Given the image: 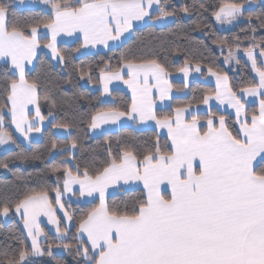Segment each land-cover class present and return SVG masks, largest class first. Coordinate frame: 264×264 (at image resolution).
<instances>
[{"label": "snow or ice", "instance_id": "obj_1", "mask_svg": "<svg viewBox=\"0 0 264 264\" xmlns=\"http://www.w3.org/2000/svg\"><path fill=\"white\" fill-rule=\"evenodd\" d=\"M41 3L51 10L48 18L21 25L9 19V4L0 0V60L13 70V78L0 92V145L16 143L5 128L6 119L10 118L15 131L25 140L30 139L29 133L41 131L40 123L45 117L39 106L40 85L37 80L27 79V66L39 57L38 50L47 49L52 60L66 65L71 56L62 54L58 39L61 36L79 34L82 43L74 49L76 52L98 44L109 47L110 41H121L137 22L153 19L155 11L159 12L155 17L158 20L176 15L161 0ZM181 11L190 14L187 7ZM245 11L243 3L231 0L222 3L213 15L217 23L225 25L243 17ZM247 19L255 33L253 17L249 15ZM255 19L259 27H264V13ZM239 50L240 45L236 51L229 46L225 62L239 63ZM242 50L259 82L241 88V95L228 85L226 75L209 68V74L216 77V89L202 98V103L209 106L206 117L191 111V105L176 107L167 115L157 114L156 100L171 99L172 86L167 68L156 59L136 64L121 57L115 70L109 65L102 68L101 95L110 94L109 83L119 80L130 89L132 101L126 110L97 111L91 116L90 129L115 124L122 117L140 122L152 120L157 128L155 143L142 156L131 148H122L116 155L109 150L105 166L94 173L79 164L74 170L68 166L53 167L56 185L50 191L55 193L54 203L49 190L33 189L14 205L0 206V216L7 217L14 211L20 217L31 241L30 249L25 240H20L19 247L11 253L8 248L0 250V264H32L30 257L45 255L38 241L44 235L42 216L56 226L58 237L66 236L55 206L64 213V220L72 221L74 217L66 210L64 199L68 193L77 195V191L79 197L99 198V204L79 219L73 237L79 244L62 245L66 251L75 247L76 255L83 257L81 264H264V40ZM179 71L184 74V86L189 87L190 63L186 60ZM195 71L201 72L198 64ZM246 97L259 101L257 110L249 112ZM213 99L233 109L234 118L229 120L224 114L213 112ZM29 105L35 106V117ZM53 127L67 130L69 125L57 123ZM163 129L167 130V137L161 145ZM57 147L53 142L52 149ZM77 147L72 140L70 149ZM66 160L75 161L74 152L69 151ZM0 167L7 169L8 163H0ZM121 184H142L143 194L131 205L110 207L107 190L119 189ZM74 185H78V190ZM52 247L48 245L49 256Z\"/></svg>", "mask_w": 264, "mask_h": 264}, {"label": "trees", "instance_id": "obj_2", "mask_svg": "<svg viewBox=\"0 0 264 264\" xmlns=\"http://www.w3.org/2000/svg\"><path fill=\"white\" fill-rule=\"evenodd\" d=\"M5 2L10 8L9 19L21 25L39 19L46 20L50 14L49 11L39 8L18 9L13 5L12 0H5ZM228 2L231 0H161L167 10L176 13L171 17L172 23L165 26L154 25L155 17L159 15V12L155 13L154 18L150 19V24L134 30L131 38L117 48L77 58L75 56L77 52L74 49L80 47L78 42L59 45L62 54L71 56L66 65L60 66L52 65L45 55L40 54L34 68L27 72V79L38 81L42 97L39 101L41 114L45 120L48 118L52 120L42 132L39 142L28 146L16 142L12 150L0 155V163H8L7 169L0 167V206L6 203L14 205L16 201L23 198L25 193L33 189L49 190L51 197L54 192L50 189L56 185V175L52 173L53 167L68 166L74 170L76 164H79L82 167L87 166L94 173L96 169H102L105 166L109 159V150L116 155L122 148H131L142 156L145 149L155 143L157 133L154 130L137 131L124 127L96 138H90L87 133L91 116L97 111L110 108L126 110L130 105L128 96L121 91L111 92V104H102L99 101V92L90 91L81 84V80L86 78L91 85H97L100 70L106 65L115 70L121 57L136 64L156 59L167 68L169 75L180 72L179 69L187 60L191 66L196 67L198 64L204 71L212 68L218 74L226 75L228 85L237 92L241 88L250 87L256 83L250 69L241 58L239 63L236 62L235 72L227 71L221 60L228 55L229 46L236 51V46L240 45L238 52H243V47L264 40V27H259L255 19L256 16L264 13V2L251 0L254 6L245 11L239 22L231 29L220 30L215 25L213 13L219 10L222 3ZM236 2L246 5L248 0H236ZM184 7L189 9L190 14L181 11ZM249 15L253 17V23L257 25L255 33H252L249 28L247 19ZM256 51L259 52V48ZM12 78L13 75L8 67L0 65V92ZM171 86L176 92L186 88L183 84L175 82H172ZM186 89L188 92L186 97L173 98L169 108L156 110L157 114L167 115L176 107L199 106L205 94L214 93L213 86L199 82H192ZM45 96L47 100L43 99ZM247 108L249 112L257 110L255 105L247 106ZM212 111L224 114L229 120L233 119L227 113H220L215 109ZM50 112L52 115H49ZM199 116L206 117L207 114ZM57 123L69 125L67 137H59L53 133V129L56 128L53 125ZM5 128L9 130L7 125ZM165 139L161 136V145L165 143ZM72 140L78 144V147L74 149L75 161L66 160ZM53 142L58 145L56 149H52ZM65 145H69V148L65 149ZM19 157H26V159ZM142 194L141 189L121 190L106 200L110 207H123L125 203L131 205ZM96 205H98L97 201L86 204L66 203L65 208L74 219L70 221L68 229L61 228L62 232L67 233L65 240L57 241L53 235L44 230V241L41 246L48 247L52 244V248H57L55 245H61L60 247L63 248L64 243L78 245L79 241L73 237L76 235L79 219L86 216L88 211ZM10 215L11 219L7 224L0 223V250L8 248L11 253L14 248L19 247L20 240H25L30 249L18 221L13 218L12 213ZM30 260L32 264H81L83 259L82 256L76 255L75 247H73L62 255L52 253L49 256L45 251L42 257H30Z\"/></svg>", "mask_w": 264, "mask_h": 264}, {"label": "crops", "instance_id": "obj_3", "mask_svg": "<svg viewBox=\"0 0 264 264\" xmlns=\"http://www.w3.org/2000/svg\"><path fill=\"white\" fill-rule=\"evenodd\" d=\"M256 1H258L259 3H263L264 2V0H256ZM253 6L254 5L251 3V0H248V3L245 5V8H246V10H249ZM155 13H158V11H155L153 14H155ZM172 21H173V19L171 17H165V18L159 19V20L155 19L153 24L156 25V26H165V25H168V24L172 23ZM239 21H240V18H238L236 21H233V23L230 24V25L234 26ZM214 22H215L216 27L218 29H220V30L231 29V28H221V27H226V25L228 26L229 24L221 25V24L217 23L215 18H214ZM150 23H151L150 19L146 18V21L137 22L136 23V27L134 29H132L128 33H125L124 37L121 38V41H118V42H111L110 41L109 42V47H105L103 44H98L95 47L89 46L87 48H81L80 51L77 52L75 56L77 58H80V57L87 56V55L103 53V52H106V51H108L110 49L117 48V47L121 46L122 44H124L125 42H127L131 38L132 33H133L134 30L141 29V28L147 26ZM233 26H231V27H233ZM41 31H44V30L41 29ZM78 37H79V34H75L72 37L61 36V37L58 38L60 40V44L59 45L72 44V43H75V42H78L81 45L82 39H79ZM38 51H39L40 54L45 55L46 58L51 62L52 65H54V66H60L61 65L57 61L51 59V54H50V52L47 49H40ZM256 53H257V55L259 54L258 51H256ZM237 56H238V58H241L246 63V65L250 69V72H251V75H252L253 79L255 80L256 83H258L259 82V78L256 76L255 72L252 71L251 64L247 61V57L244 56L243 52H237ZM36 60L33 62V65H28L27 66V72L31 71L34 68ZM224 60H225V57L221 60L224 68L226 70L229 69L227 71L235 72L236 71V60H232L231 62H229L230 65H228V66L224 65V63H223ZM0 65L7 66L8 69L10 70V73L13 75V70L11 69L9 64H7L3 60H0ZM123 73L125 74V79H127V76H126L127 69L126 68L123 69ZM167 78H168L170 84L172 82H175V83H181V84L185 85L184 74L182 72H178V73H176L174 75H169ZM188 79H189V84H191L192 82H199V83H202V84L211 85V86L214 87V90L216 89V77L210 75L208 71H204L203 69H201V72H196L195 71V67L191 66V71L189 73ZM81 84H82L83 87L89 89L90 91L99 92V94H100L99 101H100V103H101V101H103L102 104H111L112 103V99H111L110 95H111V92H113V91H121V92H123L125 95L128 96V98L130 100V104H131L132 93H131L130 89L127 87V85H125L122 81H119V80L111 81L109 83V85H108L110 94H104V95H101L103 86H102V84H100V82H98L97 85H91L90 83H88V81L83 82V83L81 81ZM238 93L243 95L240 92H238ZM187 94H188V92H187L186 88L183 91H180V92H176L173 89H171V92L169 93L171 99L165 100L163 102H161L159 99H157L156 102H155V106H154L155 111L169 108L170 102H171V100L173 98H183V97H186ZM245 103H246V107L247 106H251V105H255L257 107V109L259 107V101L255 97H246ZM210 106H211V109H215V110H217L220 113H227V114H229L230 116H232L234 118V115H235L234 114V110L231 109V108H228L227 105L221 106V105H219L217 103V101H215L213 99V100L210 101ZM208 107L209 106H206V105H204L202 103L199 106L191 107L190 110L193 111V112H196L197 115L207 114ZM29 108L32 110V112H31L32 116L35 117V106L29 105ZM4 114L6 116L8 115L7 114V109L4 110ZM51 120H52L51 118H48V119L44 120L42 123H40L41 131L40 132L33 131V132L29 133V137H30L29 140H25L18 132L15 131V127L11 124L10 118L6 119L5 125L8 126V128H9L10 132L12 133V135H13V137H14L16 142L20 143L23 146H28L31 143H37V142H39L41 140L42 132L47 127V125L51 122ZM37 123H39V121H37ZM25 127H27V125H25ZM124 127L133 128L134 130H137V131L154 130L157 133V128H156L155 121H152V120H148V121H145V122H140L139 120L132 121V120H129L127 117L120 118V120L117 123H115V124H112V123L102 124L100 126V128H97V129H94V130L90 129V127H89L88 130H87V133H88L90 138H96V137H99V136H101L103 134H106V133L115 132V131H117V130H119L121 128H124ZM160 131L163 133L162 136L166 138L167 137V130L163 129V130H160ZM53 133L56 136L63 137V138L67 137V135H68V131L67 130L60 129V128H54L53 129ZM14 146H15V143H10V144H6V145H0V155L2 153H4V152L12 150L14 148ZM69 151L74 152L73 149H69ZM73 187L77 188V190H78V185H74ZM61 188H62V182H61ZM135 189H141L143 191L142 184H132V185H123V184H121L119 189L114 188V187H110L107 190L106 199L108 197H110V196L116 195L121 190L122 191H129V190H135ZM50 199H52V201L54 203L55 193L50 197ZM93 201H97L98 204H99L98 195H94L93 197H87V196L79 197L78 191H77V195H75V196L72 195L71 193L66 194V197L64 199V204H66V203L86 204V203H91ZM55 211L57 213V218L60 219L63 222L62 223V227L64 229H68L70 227V221L64 220V213L62 211H60L58 206H55ZM12 216H13V218L16 221H18V223H19V225H20L23 233L25 234L26 239H27V241H28V243L30 245V241L28 240L27 234H26V232L24 230L23 221L20 219L19 216H17L14 213V211L12 212ZM10 219H11V215L10 214L7 217L0 216V223L1 224H7L10 221ZM42 228H43V230L48 232L46 226L42 225ZM55 228H56V226H55ZM51 235H53V234H51ZM85 240H86V237H85ZM43 241H44V235L42 236V238L40 240V245H41V243H43ZM30 248H31V245H30ZM32 258H35V257L32 256ZM36 258H39V257H36Z\"/></svg>", "mask_w": 264, "mask_h": 264}, {"label": "rangeland", "instance_id": "obj_4", "mask_svg": "<svg viewBox=\"0 0 264 264\" xmlns=\"http://www.w3.org/2000/svg\"><path fill=\"white\" fill-rule=\"evenodd\" d=\"M12 1H13V5L16 8H18V9L39 8V9L46 10V11H49V12L51 11L50 8L47 5L41 3V0H23V3H21L20 0H12ZM231 26H233V25H230L229 24L228 26L226 25V27H221V28H232ZM231 61H229V62H231ZM229 62L226 63L225 60L223 61V63H224L225 66L230 65ZM227 70H229V69H227ZM81 81L83 83V82H86L87 79L86 78H83ZM40 220L42 222L41 226L42 225L46 226L48 232L50 234H53L55 240H57V241L65 240L66 236H64V237H58L57 232H55L56 231L55 225L49 224L47 217L42 216V217H40ZM41 238H42V236L38 237L39 243H40ZM28 240L30 241V239H28ZM30 245H31V241H30ZM40 247H41V250L42 251H44V252L46 251L47 252L48 247L46 245H44V246H41L40 245ZM51 251L55 255H62V254H64L66 252V250L64 248H61V247L52 248ZM33 257L36 258V257H42V256H40V255H34Z\"/></svg>", "mask_w": 264, "mask_h": 264}]
</instances>
